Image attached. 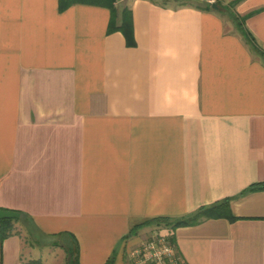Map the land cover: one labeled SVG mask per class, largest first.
<instances>
[{"label":"crops","instance_id":"obj_1","mask_svg":"<svg viewBox=\"0 0 264 264\" xmlns=\"http://www.w3.org/2000/svg\"><path fill=\"white\" fill-rule=\"evenodd\" d=\"M179 1L0 0V207L48 239L0 264H133L135 224L225 198L180 253L264 264V0Z\"/></svg>","mask_w":264,"mask_h":264},{"label":"trees","instance_id":"obj_2","mask_svg":"<svg viewBox=\"0 0 264 264\" xmlns=\"http://www.w3.org/2000/svg\"><path fill=\"white\" fill-rule=\"evenodd\" d=\"M75 1H80V0H65V4L68 5L72 2ZM81 1H88V2H92V3H98V4H102V5H106L110 8L114 7V3L117 0H81ZM209 5L212 6V3H210ZM236 22L238 24V26L241 28V31L245 34L248 35V33L246 32L245 28L242 25V22L239 20L238 16H235ZM257 188L259 186H251V188ZM20 212V216L18 217H9V218H3L0 220V241H3L6 237H8L9 235H11L15 229V222L22 220V218L29 220L31 223L32 221L30 220L29 216L22 211ZM221 216H226L228 218H234L233 215L230 212V202H229V198H225L223 200H221L220 202H217L216 204L212 205V206H204L201 207L199 209H197L196 211L180 217V218H171V217H155V218H151V219H147L144 220L140 223H137L133 226V229L131 231H133V233L140 227L144 226V225H149V224H158V225H171L172 227H178V226H182V225H189V224H195L198 223L200 221H202L205 218L208 217H221ZM132 233V232H131ZM73 252L69 250V258H71ZM113 260H114V255H112L105 264H113ZM72 263V262H71Z\"/></svg>","mask_w":264,"mask_h":264},{"label":"built area","instance_id":"obj_3","mask_svg":"<svg viewBox=\"0 0 264 264\" xmlns=\"http://www.w3.org/2000/svg\"><path fill=\"white\" fill-rule=\"evenodd\" d=\"M175 227L159 225L130 250L133 264H188L174 241Z\"/></svg>","mask_w":264,"mask_h":264},{"label":"rangeland","instance_id":"obj_4","mask_svg":"<svg viewBox=\"0 0 264 264\" xmlns=\"http://www.w3.org/2000/svg\"><path fill=\"white\" fill-rule=\"evenodd\" d=\"M156 1L166 2V3H171V4H174V3L176 4V3L180 2L179 0H156ZM185 1H188V2L193 3V4L201 5V6L205 5V4L209 5L210 3H212V4H215L216 6L219 7V6H222L223 5L222 3L225 2L226 0H185ZM230 4H231V2L229 1V4H227V5H230ZM15 226H16V228H21V226H22L25 230L26 237L31 239L32 241H38V240H39V242L40 241L41 242H47L48 241L47 238L42 237V236H37L36 237L37 240L35 239V235H33L34 230L32 229V223L27 219L22 218V220L16 221ZM27 230H29L31 232V234L28 235V233L26 232ZM149 235L150 234H148L147 236H149Z\"/></svg>","mask_w":264,"mask_h":264},{"label":"water","instance_id":"obj_5","mask_svg":"<svg viewBox=\"0 0 264 264\" xmlns=\"http://www.w3.org/2000/svg\"><path fill=\"white\" fill-rule=\"evenodd\" d=\"M215 4H213L214 6ZM20 216V212L18 210L8 209V208H1L0 207V220L3 218L9 217H18Z\"/></svg>","mask_w":264,"mask_h":264}]
</instances>
